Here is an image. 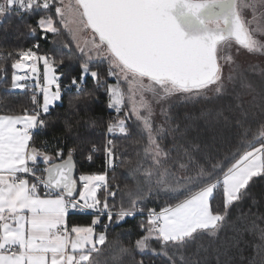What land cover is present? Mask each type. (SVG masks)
Segmentation results:
<instances>
[{"label": "snow or ice", "instance_id": "1", "mask_svg": "<svg viewBox=\"0 0 264 264\" xmlns=\"http://www.w3.org/2000/svg\"><path fill=\"white\" fill-rule=\"evenodd\" d=\"M52 7L55 19L40 16L35 27H27L31 33L39 29L44 38L48 33L59 36L58 19L76 43L82 60L79 75L72 76L68 85L77 90L70 106L91 102L96 96L93 91L80 95L90 77L106 92L107 108L117 113L107 122V134H129L126 121L135 117L147 137L142 159L150 164L143 169V186H125L127 206L123 201L119 207L109 204L117 191L106 174H81L82 187H78L73 178L75 146L65 155L61 148L53 154L44 145L32 144L33 130L47 126L44 115L62 99L56 69L63 60L39 54V42L8 52L13 70L10 87L32 89L34 107L23 108L21 114L0 115V264H98L93 253L98 254L97 245L107 241L105 232L95 231L100 216L94 215L87 226L73 225L69 230L70 211L106 214L107 229L142 212L139 205L161 193L176 202L158 212L147 210L146 221L139 225L144 234L134 243L140 252L150 250L168 264H212L213 256L215 264H235L234 252L241 250L242 236L248 232L259 236V243L252 247L259 264H264V227L256 223L264 215L249 209L229 220L231 209L245 198L252 205L258 203L250 186L254 178L264 177V69L245 66L240 60L241 55L264 57L260 38L264 37V0H3L0 17L13 8L22 15ZM181 20L191 28V35ZM93 62H107L106 73L92 68ZM4 70L0 65V71ZM108 77H116V83H108ZM37 93L42 94V102ZM157 110L160 124H154ZM256 110L261 119L254 129L251 117ZM198 121L212 128L243 130L232 153L234 162L227 157L213 162L205 151L200 163L194 155L202 151L200 144L177 142ZM66 128L71 130L72 125L66 122ZM165 135L172 137L171 147L164 145ZM91 151H96L94 144ZM104 151L107 166H114L113 140H106ZM91 158L89 154L87 159ZM40 162L42 174H38ZM140 167L138 160L134 168ZM220 191L222 209L211 204ZM120 251L127 253L131 248Z\"/></svg>", "mask_w": 264, "mask_h": 264}, {"label": "trees", "instance_id": "2", "mask_svg": "<svg viewBox=\"0 0 264 264\" xmlns=\"http://www.w3.org/2000/svg\"><path fill=\"white\" fill-rule=\"evenodd\" d=\"M2 2V0H0ZM55 7L45 11L35 9L31 14L18 15L10 12L0 17V65H4L5 70L0 71V114H21L23 108L31 110L34 106L28 98V90L12 91L10 90L12 75V57H8L7 53L18 49H27L39 42V54L50 53L56 60H63L62 64L56 69L57 75L60 76L62 86V99L55 103L49 113L44 115V119L48 122L47 126L33 132L32 144L35 147L44 145L46 149L54 154L57 148H61L65 155L70 147H76L74 153V177L78 178L81 174H102L106 172L112 190L117 191L114 199L109 200L110 205L120 206L123 201L124 205L128 204V197L124 195L127 189H134L137 183L144 185L143 169L148 167L150 161L143 160V144L147 142V137L140 130L139 124L133 118L126 121L129 128V134L110 135L107 134V122L117 117L113 109L107 108V94L102 89H98L93 80L89 77L85 83L84 90L80 92L83 96L84 92L93 91L96 96L91 102L80 101L70 106L69 100L77 95L74 87L66 85L72 76L79 75V65L82 57L79 56L77 50L72 46L68 34L56 20L57 27L61 32L59 36L52 33L47 34V38L37 29L36 33L28 31V25L36 26V22L40 16L51 15L55 19ZM67 44L68 47L64 45ZM74 57L69 60L68 57ZM92 68H99L102 74H105L106 67L101 65H91ZM108 77V83L113 82ZM179 111H183L181 107ZM120 115H123L121 113ZM261 116L256 110L252 117V127H259ZM67 124L72 125L71 130L66 128ZM154 124H157L155 122ZM242 129L230 128H212L205 124L204 121H198L197 124L189 130L187 135L180 139L178 143L193 141L200 144L202 151L194 153L200 163H204V152H208L215 160H223L226 157L229 162H234L232 153L236 152ZM251 134H249L250 136ZM111 139L115 145V165L107 167L106 155L104 151L106 140ZM139 141V143H138ZM46 142V144H45ZM163 143L166 147H171L174 143L171 136L165 135ZM96 146V151H91V145ZM207 146V147H205ZM91 154V160L87 156ZM177 155L176 151L172 152V156ZM141 161L139 170H135L134 166L137 161ZM131 162V165H129ZM42 173L43 162L38 165ZM210 167V165H207ZM127 186V189L126 187ZM79 187V185H78ZM98 196L103 200L101 190ZM250 192L253 193L258 201L256 205H252L250 198L245 200L231 209L229 220H234L240 212L247 213L249 209L251 213L257 216L264 215V177H256L250 186ZM78 193V192H77ZM77 195V194H76ZM182 198V197H181ZM176 200L169 195L161 193L153 194L139 205L143 209V213H135L132 217H125L123 221L110 224L107 229V215H101L97 212L90 214H82L80 212H71L67 215L68 227L73 225L87 226L91 224L94 215L101 216L100 223L95 225V231L105 232L107 241L104 245H97L100 249L99 253H93L98 264H168L164 257H157L152 252H139L134 247L135 240L143 235V231L139 225L141 221H146L147 210L155 209L157 212L167 204L175 203ZM214 208L220 206L222 209V191L215 195L211 201ZM251 219V217H250ZM256 223L260 227H264V219H257ZM104 224V226H103ZM224 233H221L223 235ZM259 243V236L254 233L245 232L242 236L240 251L234 252L235 264H259V257L252 245ZM158 246V245H157ZM122 247L131 248L130 252L121 253ZM212 264H215V257H211Z\"/></svg>", "mask_w": 264, "mask_h": 264}, {"label": "rangeland", "instance_id": "3", "mask_svg": "<svg viewBox=\"0 0 264 264\" xmlns=\"http://www.w3.org/2000/svg\"><path fill=\"white\" fill-rule=\"evenodd\" d=\"M69 2V0H65V3H68ZM73 3H74V0H73ZM55 10V9H54ZM249 18H251V15H249ZM58 20V19H57ZM58 22H59V20H58ZM61 25V24H60ZM61 27L65 30V32H66V34H68V36H69V39L71 40V42H72V47L75 49V50H77V48H76V43L72 40V36H71V34L69 33V31H68V29H66V28H64L63 27V25H61ZM86 38H91L90 37V34L86 37ZM260 38H262V39H264V37H260ZM81 43H83V40H81ZM78 52V51H77ZM240 60L241 61H244V62H246V65L245 66H247V64H252V65H255L256 66V68L257 69H264V57H259V56H255V57H253V56H247V55H241V57H240ZM62 64V63H61ZM60 64V65H61ZM95 64H97L96 62H93L91 65H95ZM98 65V64H97ZM99 65H101L102 67H106V71H107V68H108V65H107V62H104L103 64H99ZM106 71H105V73H106ZM112 78H115L114 79V81L113 82H109V83H116V77H112ZM70 84V81L66 84V85H69ZM123 87H125V88H127V85L126 84H123L122 85ZM117 114V113H116ZM134 120H135V117H132ZM155 122H157V124H160L161 122H162V117H160L159 116V112H158V110H157V115H156V117H155V121H154V123ZM106 131H107V129H106ZM43 167H44V165H43ZM74 170V169H73ZM42 174V173H41ZM73 178L77 181V185H79V187H82V185H80V182H79V177L78 178H76V177H74L73 176ZM101 191V190H100ZM100 191H98V193H100L101 194V192ZM102 197H103V194H102ZM100 218H101V216H100ZM95 227V226H94ZM98 233V232H97ZM152 243V246L153 247H158L157 246V243L155 242V241H152L151 242ZM137 251H139L138 249H136ZM140 252V251H139ZM144 252H151L150 250H145Z\"/></svg>", "mask_w": 264, "mask_h": 264}, {"label": "built area", "instance_id": "4", "mask_svg": "<svg viewBox=\"0 0 264 264\" xmlns=\"http://www.w3.org/2000/svg\"><path fill=\"white\" fill-rule=\"evenodd\" d=\"M0 3H3V0H2V2H0ZM10 12H14V13H17L18 12V10L17 9H15V8H13V9H11L10 11H9V13ZM45 54H50V53H44L43 55H45ZM24 73L25 72H23V71H18V74L19 75H24ZM110 80H113V78H110ZM33 95V91H32V89H28V98L31 100V96ZM37 95L39 96V93H37ZM39 129H41V128H38V129H34L33 130V132L34 131H37V130H39ZM106 164H107V158H106ZM114 165H115V162H114ZM108 167V166H107ZM110 168V167H109ZM39 174V173H38ZM102 174H106V172H104V173H102ZM107 175V174H106ZM218 193V192H217ZM216 193V194H217ZM41 194L43 195V186L41 185ZM136 213H143V212H140V211H138V212H136ZM135 214V213H134ZM103 226H104V224H103Z\"/></svg>", "mask_w": 264, "mask_h": 264}, {"label": "crops", "instance_id": "5", "mask_svg": "<svg viewBox=\"0 0 264 264\" xmlns=\"http://www.w3.org/2000/svg\"><path fill=\"white\" fill-rule=\"evenodd\" d=\"M41 55H43V54H41ZM38 69H39V71H40V73H41V78H42V72H43V65H42V62H41L40 64H38ZM24 74H25V73H24ZM30 83H33V84H34V83H35V80L30 81ZM54 87H55V86H53V90H54ZM10 90H12V91H22V90H20V89H15V90H13V89H11V87H10ZM39 99H40V101L42 102V99H43V98H42V94H39ZM58 102H59V101H57V102H55V103H58ZM55 103H54V104H55ZM54 104H53V105H54ZM53 105H52V106H53ZM52 106H51V107H52ZM51 107H50V108H51ZM0 115H3V114H0ZM76 194H77L76 196L78 197V196H79V193H76ZM41 195H42V194H41ZM70 213H71V211H70ZM66 222H67V217H66ZM67 227H68V224H67ZM68 229L70 230L71 227H68ZM73 235H74V234H73Z\"/></svg>", "mask_w": 264, "mask_h": 264}, {"label": "water", "instance_id": "6", "mask_svg": "<svg viewBox=\"0 0 264 264\" xmlns=\"http://www.w3.org/2000/svg\"><path fill=\"white\" fill-rule=\"evenodd\" d=\"M180 22H181V26L185 30L186 34L191 35L192 34L191 28L188 25H186L183 20H181ZM74 174H75V170H73V176H74Z\"/></svg>", "mask_w": 264, "mask_h": 264}]
</instances>
